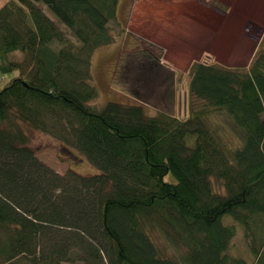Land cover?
Returning <instances> with one entry per match:
<instances>
[{"label":"trees","instance_id":"obj_1","mask_svg":"<svg viewBox=\"0 0 264 264\" xmlns=\"http://www.w3.org/2000/svg\"><path fill=\"white\" fill-rule=\"evenodd\" d=\"M118 1L0 7V73H18L0 86V264H264V41L247 66L192 62L185 116L97 108ZM34 132L98 173L54 172Z\"/></svg>","mask_w":264,"mask_h":264},{"label":"rangeland","instance_id":"obj_2","mask_svg":"<svg viewBox=\"0 0 264 264\" xmlns=\"http://www.w3.org/2000/svg\"><path fill=\"white\" fill-rule=\"evenodd\" d=\"M194 1L196 5L182 4L179 15L174 14V0L118 1L116 19L109 23L115 41L92 57V84L98 94L92 105L141 104L147 115L162 109L182 117L188 110V69L192 62L227 67L250 63L264 41V0ZM203 7L211 14L204 13ZM17 74L0 73V86ZM31 137L35 156L54 172L63 175L71 169L81 175L98 173L74 148L41 132ZM230 252L252 261L239 230Z\"/></svg>","mask_w":264,"mask_h":264},{"label":"crops","instance_id":"obj_3","mask_svg":"<svg viewBox=\"0 0 264 264\" xmlns=\"http://www.w3.org/2000/svg\"><path fill=\"white\" fill-rule=\"evenodd\" d=\"M8 0H0V7L5 3V2H7ZM174 2H176V3H174V4H176V8H174V14H176V15H179L180 13H182L183 12V9H179L180 8V6L182 5V4H185V3H190V6L191 5H196V2L194 1V0H174ZM136 4V3H135ZM200 6H201V4H200ZM182 7V6H181ZM205 7V6H204ZM202 8L204 11V13H205V11L207 12V14L208 15H210L211 14V11L208 9L207 10V7H206V10H205V8ZM134 8H135V5H132V8H131V15L130 16H135V15H133V12H135L134 11ZM182 10V11H181ZM218 12V11H217ZM141 14H143V13H141ZM219 14V13H218ZM224 15H226L227 13H223ZM221 15V14H220ZM249 25V24H248ZM244 28H246V29H248V26L247 27H245L244 26ZM174 66V65H173Z\"/></svg>","mask_w":264,"mask_h":264},{"label":"built area","instance_id":"obj_4","mask_svg":"<svg viewBox=\"0 0 264 264\" xmlns=\"http://www.w3.org/2000/svg\"><path fill=\"white\" fill-rule=\"evenodd\" d=\"M138 1H144V0H138Z\"/></svg>","mask_w":264,"mask_h":264}]
</instances>
